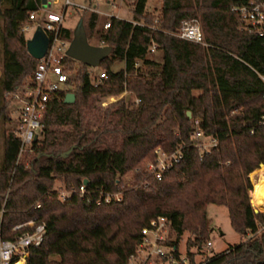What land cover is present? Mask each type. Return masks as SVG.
<instances>
[{
    "label": "trees",
    "instance_id": "16d2710c",
    "mask_svg": "<svg viewBox=\"0 0 264 264\" xmlns=\"http://www.w3.org/2000/svg\"><path fill=\"white\" fill-rule=\"evenodd\" d=\"M147 3L135 0L132 21L113 17L101 36L112 53L102 63L107 78L100 85L89 66L66 58L69 74L81 66L75 103L66 104V94L51 100L40 138L24 154L14 131L6 137L0 242L46 226L27 264H128L142 229L159 217L171 222L176 256L181 238L191 235L193 264L198 256L204 264H264V213L254 212L248 195L264 180L251 179L264 165V40L240 31L231 11L235 0H163L157 16L147 12ZM36 9V0H0L3 92L15 91L36 71L38 60L18 35ZM188 19L200 22L203 44L177 36ZM97 21L92 11L88 30ZM63 37L72 41V31L65 29ZM117 63L124 67L115 71ZM124 94L132 99L110 105L92 127L97 96ZM197 129L215 141L208 152L193 138ZM158 148L183 156L161 181L146 168ZM132 172V182L123 181ZM57 180L72 191L65 201L54 188ZM107 194L121 201L107 203ZM208 205L226 207L232 230L245 238L214 256L203 251L211 234ZM31 221L35 227L23 226Z\"/></svg>",
    "mask_w": 264,
    "mask_h": 264
},
{
    "label": "built area",
    "instance_id": "2783aa9c",
    "mask_svg": "<svg viewBox=\"0 0 264 264\" xmlns=\"http://www.w3.org/2000/svg\"><path fill=\"white\" fill-rule=\"evenodd\" d=\"M64 2L59 12L53 11L52 7ZM238 4L232 8V12L237 16L240 24V31L256 35L264 40V0H235ZM37 9L29 14V18L22 23L19 32L23 37L27 33H36L41 29L49 39V48L46 55L38 60L36 71L32 80L17 88L15 91L7 92L9 97L17 105V129L15 135L21 140V153L36 142L44 129L43 118L49 108L51 100L61 94L70 93V76L67 66L64 64L66 58H70L67 52L70 47L69 40L63 37L65 18L70 7L80 10H90L86 6L85 0H36ZM134 3L135 0H132ZM96 11V7L91 8ZM111 27L109 21L104 26V30ZM180 39L196 44H203L201 24L196 19L184 20L181 23L180 31L177 34ZM29 38L26 40H30ZM155 46L152 51H154ZM106 72L100 74L99 81L106 79ZM136 103H139L137 100ZM199 122H196V127ZM203 138L200 129L193 134V138ZM199 146V144H198ZM215 146V141L210 140V146L203 152H208ZM156 162L151 164L148 171L159 181L164 174L179 164L183 156L178 150L168 153L161 148L155 152ZM87 190L83 183L79 188V193L85 196ZM63 201L71 197L72 191L59 193ZM103 194V193H101ZM121 195L107 194L105 201L110 203L112 199L121 201ZM40 207V206H38ZM23 226L35 227V222L31 221ZM23 226L16 227L17 229ZM171 222L166 217H159L150 222L148 227L142 229V238L137 246L136 252L130 257L128 264H193L186 255L183 257L179 251L176 256V247L169 244L171 239ZM46 236V226L39 225L32 232H26L15 240L0 242V264H27L30 255V248L40 246ZM212 246L207 242L204 253ZM207 256V255H206ZM196 264H204L198 261Z\"/></svg>",
    "mask_w": 264,
    "mask_h": 264
},
{
    "label": "rangeland",
    "instance_id": "374dc122",
    "mask_svg": "<svg viewBox=\"0 0 264 264\" xmlns=\"http://www.w3.org/2000/svg\"><path fill=\"white\" fill-rule=\"evenodd\" d=\"M43 5H46V1L43 0ZM64 2L62 1L60 4L55 5L52 7L53 11L59 12L63 7ZM86 6L90 7V10H80L73 7H70L67 11V15L64 22V27L70 31L74 35L75 30L77 29L80 22L83 23L84 21V28L87 34L88 41L93 46H107L101 39V36L105 33L104 26L107 24L111 19L117 18L126 21H132L133 19V2L132 0H92L91 4H85ZM163 0H148L147 3V12L151 13L152 15H158L162 9ZM96 7V14L98 16V21L96 27L93 31L88 30V20L90 19L92 10L91 8ZM0 25L3 26V21L0 19ZM98 31L100 33L98 34ZM19 39L21 41H25L29 38L34 36V33H27L25 37L21 35L19 32ZM70 42V41H69ZM72 42V41H71ZM71 42L69 43L71 45ZM160 55L156 56L155 59L160 60ZM4 50L3 44L0 37V81L3 75L4 69ZM124 67L123 63H117L114 65L113 69L115 71L120 70ZM81 68L79 63L74 65V69L70 72L69 76L71 78L70 83V93L75 94L76 91V78H77V71ZM92 77L94 79L95 85H100L101 82L99 81L100 74L105 72L104 66L101 65L99 68H91ZM31 80H27L25 84L29 83ZM7 92H3L0 85V166L3 163L4 159V151H5V141L8 133L12 131H16L17 129V105L11 100L9 97L6 96ZM201 92H194V95L199 96ZM126 96H132L129 94H124L120 97H107V98H100L97 96L98 103L96 104V111L95 116L91 118V126L94 127L97 124V119L99 116L103 115L105 110L112 105L113 103L123 99ZM90 122V121H89ZM195 140L199 143V147L201 151L206 150L210 146L209 139H203L196 137ZM24 154V153H23ZM25 156V155H24ZM23 156V158H24ZM22 158V159H23ZM24 160V159H23ZM156 162V158L154 162L149 163L146 168L148 169L149 166ZM257 170V169H256ZM134 173H129L125 177H123V181L131 183L133 180ZM258 177L259 180L261 176H264V165L260 167V169L251 174V179L254 181L255 177ZM120 179V178H118ZM264 181V180H263ZM251 183V180H250ZM55 190L59 193L66 192L65 184L57 180L55 182ZM252 186V184H251ZM254 190L249 192V198L252 199L251 203L255 206H251L260 211V213H264V208L257 205L255 202L254 197ZM207 220L208 225L211 229L210 234V242L212 246L206 251L204 256H214L224 252L228 247L239 245L245 238L237 235L230 226L228 211L224 206H216V205H208L207 206ZM191 238L189 233H185L184 236L181 238L179 243V251L183 257L187 255L188 252V240ZM198 261H202V257H197Z\"/></svg>",
    "mask_w": 264,
    "mask_h": 264
},
{
    "label": "water",
    "instance_id": "95a60500",
    "mask_svg": "<svg viewBox=\"0 0 264 264\" xmlns=\"http://www.w3.org/2000/svg\"><path fill=\"white\" fill-rule=\"evenodd\" d=\"M46 1V0H45ZM49 39L45 33L38 29L32 39L26 42L28 53L36 60H41L47 53L49 48ZM112 48L108 46H93L89 43L86 31L83 23L80 22L77 29L74 32L73 40L67 52V55L82 64L89 66L90 68H99L102 63L111 55ZM130 96H127V100ZM76 96L73 93H68L65 98L66 104H74ZM187 116L192 118V113L187 112ZM71 150L65 155L67 156ZM88 180H84V184L87 185ZM251 204V201H250ZM255 213H260L254 208Z\"/></svg>",
    "mask_w": 264,
    "mask_h": 264
},
{
    "label": "bare ground",
    "instance_id": "6f19581e",
    "mask_svg": "<svg viewBox=\"0 0 264 264\" xmlns=\"http://www.w3.org/2000/svg\"><path fill=\"white\" fill-rule=\"evenodd\" d=\"M253 193H254L255 202L257 203V205H259L260 207L264 208V181H262L259 184V186L254 190Z\"/></svg>",
    "mask_w": 264,
    "mask_h": 264
}]
</instances>
